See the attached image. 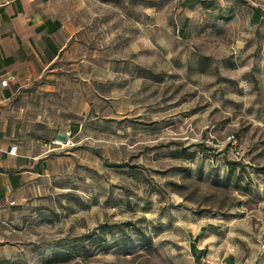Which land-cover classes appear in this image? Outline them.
Wrapping results in <instances>:
<instances>
[{"label":"rangeland","instance_id":"1","mask_svg":"<svg viewBox=\"0 0 264 264\" xmlns=\"http://www.w3.org/2000/svg\"><path fill=\"white\" fill-rule=\"evenodd\" d=\"M184 1L86 0L19 89L40 175L0 264H264V16Z\"/></svg>","mask_w":264,"mask_h":264},{"label":"crops","instance_id":"2","mask_svg":"<svg viewBox=\"0 0 264 264\" xmlns=\"http://www.w3.org/2000/svg\"><path fill=\"white\" fill-rule=\"evenodd\" d=\"M85 1L0 0V260L8 245L23 249L20 243L3 241L5 235L16 234L8 226L18 217L11 209L16 202L14 192L25 180L40 175L38 152L31 146L25 149L17 141L24 134L22 117L33 116L25 113L23 106L15 107L13 100L22 86L49 71L66 51L76 30L73 14ZM243 1L250 22L258 24L264 16V0ZM191 2L198 3L185 0L184 4L188 6ZM4 79H9L7 84ZM27 136L32 138L33 131ZM13 144L18 146L15 155L8 152Z\"/></svg>","mask_w":264,"mask_h":264},{"label":"built area","instance_id":"3","mask_svg":"<svg viewBox=\"0 0 264 264\" xmlns=\"http://www.w3.org/2000/svg\"><path fill=\"white\" fill-rule=\"evenodd\" d=\"M8 80H9V79H4L3 82H4L5 84H7V83H8ZM17 149H18L17 144H13V145H11V147H10V149H9L8 152H9L10 154H12V155H15V154L17 153ZM206 262H207V264H213V262L210 261V260H208V259H206ZM222 264H223V263H222Z\"/></svg>","mask_w":264,"mask_h":264},{"label":"trees","instance_id":"4","mask_svg":"<svg viewBox=\"0 0 264 264\" xmlns=\"http://www.w3.org/2000/svg\"><path fill=\"white\" fill-rule=\"evenodd\" d=\"M228 175H229V176H230V178H231V172H230V174L228 173ZM233 182L237 183V181H236V180H234Z\"/></svg>","mask_w":264,"mask_h":264}]
</instances>
